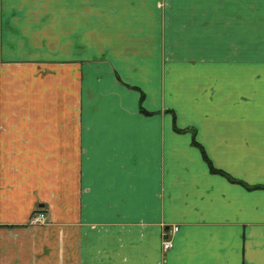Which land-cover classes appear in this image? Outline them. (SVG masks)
Masks as SVG:
<instances>
[{"label": "crops", "instance_id": "1", "mask_svg": "<svg viewBox=\"0 0 264 264\" xmlns=\"http://www.w3.org/2000/svg\"><path fill=\"white\" fill-rule=\"evenodd\" d=\"M0 264H264V0H0Z\"/></svg>", "mask_w": 264, "mask_h": 264}, {"label": "built area", "instance_id": "2", "mask_svg": "<svg viewBox=\"0 0 264 264\" xmlns=\"http://www.w3.org/2000/svg\"><path fill=\"white\" fill-rule=\"evenodd\" d=\"M48 218L47 212L44 211L43 209H37L33 212L32 216H31V223L32 224H40L43 223L44 221H46ZM179 227L177 225H173L172 227V231L176 232L178 231ZM165 235L167 234L166 230H165ZM173 246V242L171 239L165 238L163 241V248L165 250L170 249Z\"/></svg>", "mask_w": 264, "mask_h": 264}, {"label": "rangeland", "instance_id": "3", "mask_svg": "<svg viewBox=\"0 0 264 264\" xmlns=\"http://www.w3.org/2000/svg\"><path fill=\"white\" fill-rule=\"evenodd\" d=\"M37 209H39V208H37ZM36 209V210H37ZM49 223V219L47 218V220L46 221H44L43 223H40V224H38V225H47Z\"/></svg>", "mask_w": 264, "mask_h": 264}, {"label": "trees", "instance_id": "4", "mask_svg": "<svg viewBox=\"0 0 264 264\" xmlns=\"http://www.w3.org/2000/svg\"><path fill=\"white\" fill-rule=\"evenodd\" d=\"M206 158H207V156H205ZM208 159V158H207ZM209 160V159H208ZM210 165H211V169L212 170H214V171H219L218 169H216V168H214L213 166H212V163L210 162ZM220 172H223V171H220Z\"/></svg>", "mask_w": 264, "mask_h": 264}]
</instances>
